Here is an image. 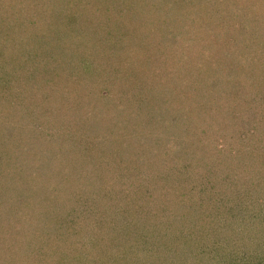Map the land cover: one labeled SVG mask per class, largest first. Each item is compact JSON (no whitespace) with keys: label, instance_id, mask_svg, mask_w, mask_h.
<instances>
[{"label":"rangeland","instance_id":"obj_1","mask_svg":"<svg viewBox=\"0 0 264 264\" xmlns=\"http://www.w3.org/2000/svg\"><path fill=\"white\" fill-rule=\"evenodd\" d=\"M146 1L127 6L123 0H0V193L11 191L17 181L31 182L34 191L42 192L44 178L39 173L33 179L41 164L54 167L47 179L53 184L86 181L76 184L79 194L66 208V220L89 222L88 230L72 238L83 264H176L164 261L160 248L177 233L179 216L174 209L178 208L166 202L168 189L157 181L175 178L179 169L185 173L174 180L180 179L182 192L194 193L196 199L213 193L217 203L230 206L242 187L253 198L264 197L259 154L264 146V43L259 45L264 42V0H210L203 8V0ZM231 2L239 10L235 20L246 21L241 34L249 39L244 45L249 60L235 70L228 62L220 65L226 43L209 41L211 33L223 28L203 29L215 18L210 6L222 11ZM6 11L15 13L6 17ZM61 12L75 15L77 22L69 25L64 17H56ZM225 14L221 13L223 22L229 20ZM9 35L17 50H9L2 41ZM26 35L30 39L18 42ZM232 82L237 84L231 86ZM72 140L79 144L74 151L79 156L66 146ZM87 148L99 159L83 170ZM57 168L61 180L53 173ZM115 179L139 180L142 185L123 195ZM100 181L109 183L104 188L97 184ZM206 181L213 183L212 189H206ZM143 188L153 198L147 209L156 219L141 236L131 238L136 228L131 221L142 216L133 203H147ZM84 189L87 198L79 197ZM137 191L139 200L133 197ZM1 196L0 204L8 206V198L4 201ZM256 203L251 207L258 213ZM13 212L5 213L13 216ZM204 218L203 232L211 223V217ZM102 220L106 230L100 239L90 231L99 234L94 224ZM109 225L114 228L109 230ZM167 227L173 233L168 234ZM119 228L122 236L114 233ZM261 229L255 223L246 229L236 225L217 230L216 243L210 245L226 243L227 248L208 260L197 257L195 264H264ZM52 233L43 247L55 256L59 236ZM185 260L183 264H190Z\"/></svg>","mask_w":264,"mask_h":264},{"label":"trees","instance_id":"obj_2","mask_svg":"<svg viewBox=\"0 0 264 264\" xmlns=\"http://www.w3.org/2000/svg\"><path fill=\"white\" fill-rule=\"evenodd\" d=\"M99 1L103 2L105 0H99ZM109 1H117V0H109ZM123 1H125L124 3L128 6V5H133L135 1H140L142 3L146 0H123ZM148 1L149 3H155L154 0H147L146 2ZM167 1L168 0H161L162 3H166V4H167ZM216 1L217 0H215L214 2ZM169 2L170 3L176 2V0H169ZM214 2L212 4H214ZM157 3H160V2L157 1ZM201 3H203V4H200V5H203L201 6V8H203V7L209 6L208 3H211V1L203 0ZM239 4L241 5V2H236V5H239ZM244 4H242V6ZM159 5H161V3ZM234 5L235 3L231 2L230 4H228V7L222 11L220 10V8L222 9V7L218 8L217 6L216 7L210 6L213 9L215 18L209 21V24H208L209 26L207 27V29L206 28H203V29L205 31L211 30L213 25L214 26L217 25V27L219 26L220 28H223L222 30L217 28L216 29L217 31L215 30L213 34L211 33L212 36L211 35L210 36L212 38H209V41H211L210 42L211 44L216 41L218 42L220 40L226 43V47L223 49V54H222L223 63L220 65H222V68H223L224 65L228 62L232 65L231 66L233 67L232 69L235 70V68L245 67V65L247 64V61L249 60V56L247 57L246 55L247 45L244 46L245 42H249V39L245 38L241 34V32L246 30V21H243L242 17H240V20H241L240 22L238 20H235L236 17L239 15V12H238L239 10L236 9ZM194 7L192 4V11H194ZM199 8L200 7H196V9H199ZM63 12H61L56 17H59V16H60L59 18L64 17L65 22L69 25H74L77 22V17H74L75 15L71 14V15L65 16ZM222 12L226 13L225 17L228 16L229 20H226V21L224 20V22L222 21L223 19L221 16ZM14 13L15 11H13L12 14L9 15L8 11H6L4 16L7 17L9 15L10 17H13ZM237 22H238V26L235 25ZM236 28L238 29L240 28L239 29L240 31L235 32ZM73 32L75 31H72V33ZM2 33L3 32L0 31L1 36H2ZM45 37L46 35L43 36L42 38L45 39ZM3 38L4 39H2V41L8 47V49L9 47H12V49L15 48L16 50L18 49L19 46L16 43V40L14 41V38H12V36L10 37L9 35V37H3ZM23 38L30 39V35L29 36L26 35L22 37V39L18 40V42L23 44V42H25ZM263 43L264 42H261L259 43V45L262 46ZM38 51H39V48H38ZM34 56L41 57L42 54L35 53ZM252 62H253V59H252ZM234 84H237V83H234ZM234 84L232 82L231 86L232 85L234 86ZM209 90H212V88ZM146 97L148 98L147 95ZM143 99H144L143 96L139 97L138 99L139 106H142L144 104L145 101ZM127 110H128V114L132 116L133 111L131 109H127ZM147 114L148 116H150L149 112ZM112 120L113 119H109L108 122L110 123L112 122ZM151 120L152 118L150 117V121ZM73 142L74 141L72 140L68 142V144L67 142L65 143L72 154H76V153L78 154V152H74V151L78 149L77 146L79 144L76 146L74 145ZM59 145H63V144L61 143ZM260 148H261V151L259 152V154L262 159L260 164L261 166H264V146ZM83 151L85 152V154L84 153L83 154H84L85 163H86V166H85L86 168L83 170H87L90 168V164H93L92 163L93 159L98 160L99 157L96 155L95 151H92L89 148ZM231 155L232 154H230V157H233ZM47 165L46 164L39 165L36 171V175L33 176V179H35L39 176V173H40L42 178H44L43 183L41 184L44 186L42 192H40L41 188L39 190L40 193L39 192L37 193V191H34V187L31 186L32 185L31 182L30 183L27 182L26 184L23 185L17 181L16 183H14L11 191L6 190L0 193V195H2L1 197L2 198L4 197V201L8 198V202H7L8 206L7 204H4V203L0 204V219H1L0 220L1 222L0 223V226H1V229H0V234H1L0 235V257L6 256L8 259L3 260V261L0 260V264H14V262L15 264L17 263L19 264H83L82 258H80L79 254L76 253L78 248L75 247L76 243L72 241V238L78 236L79 233L82 232V230L84 231L88 230L86 229L85 226H87L89 222L86 220H83L77 224V221L73 222V221L66 220V217L68 216L66 208L67 207L69 208V203L73 202V196L79 194L78 192L76 193L75 191L76 184L81 183V185H83V184H86L87 182L83 180H78L75 182L61 180L63 179L60 175L61 171H59V169L57 168V170L55 169L56 172L53 171V173L55 174V178L61 181H59L57 184H53L48 181L49 180L48 173L52 172L51 169L54 167L53 166L49 167V165L48 166ZM184 170L185 169H179L177 171L176 177H178V175L179 176L183 175L185 173ZM23 173L24 172H21L22 175H24ZM176 177L173 178V176L171 177L167 176L165 179H163V181H157V183L161 184L162 187L166 185L164 187V189H168L166 190L167 193L164 194L166 202L172 203V206L174 205L178 208V209H174V208L173 209L177 210L175 213L176 217L177 215L179 216L178 217L179 221L176 222L177 225H175L176 226L175 232H177L178 234L176 233L172 235L171 238L166 239L164 243L165 247L162 245V247L164 248H160L163 250L161 251L162 253L160 256L163 258L164 257L167 258L164 261H170L172 259L173 262L176 264H183V259H186V260L189 259L190 264H195L197 263L195 262V259L197 257L201 259L203 258L204 260L205 259L208 260L209 258H213L212 255H214L215 253H217L218 255L219 253L222 254L223 250L227 248L226 243L223 244V247L220 246L219 244L212 245V246L210 245L211 242L212 244L216 243L213 241V234L219 229H221V231H224L230 226H236V225H238V227H241L242 229L243 228L246 229L249 226H254L256 223L263 227L261 231L264 233V197L263 196L256 198L254 195V198H256L254 199L253 194L249 195L248 191L247 192L241 191L243 188L242 187L238 195L239 199H237L236 203L231 204L229 202L231 204L230 206H224V205H220L219 203H217L216 201L217 197L213 193L211 195H206L205 197L203 195H200L198 199H196L197 197L194 195V193L193 195L183 193L182 192L184 188L183 182L180 181V179L175 181L174 179H176ZM114 181H115L114 185L118 187L121 192H123L122 193L123 195H126L131 192V190H129L130 187H134L136 185L135 188L140 189L142 185V182H140L139 180H132V181L126 182L125 180L119 181L115 179ZM107 183L109 182L107 181L97 182V184L101 185V187H104V188H105V184ZM205 184H206V189H212V186H210L211 184L213 185L212 182L206 181ZM256 184H259V183H256ZM236 187L240 188L239 186H236ZM56 189L61 190L62 194L61 195L56 194ZM143 189L145 191L143 197H145V201L147 203H133L134 199H128L131 203H133L134 209L138 210L140 214L142 215L141 219L133 217V220L131 221V223H136L135 224L136 228L129 235L131 236V238H133L134 236H135L134 238L141 236L146 231V229L152 225V222L154 221L152 219H156L155 217L152 218L149 216V210H148L149 209L148 205L151 203L150 201L153 198H151V194L149 195V193L146 191L145 188ZM192 191L193 189L190 190V192ZM138 193L139 192L137 191L135 196H133L136 200H139L140 198ZM92 194L93 193H91V195ZM218 194H223V193L222 191H220ZM84 195H85V189L80 192L79 197H82ZM97 196L98 195L95 194L93 198H95L96 200V198H98ZM84 197L87 198L86 196ZM56 198L58 202L49 201V200H55ZM160 199H161L160 197L157 198V200H160ZM257 201L259 202L258 206L256 207V209L259 208L258 213L254 211L255 208H252L257 205L256 203ZM74 203H76V201ZM217 205H219V207ZM8 208L12 211L15 210V212H13V216L11 213L8 215L5 213L9 210ZM69 210L71 213L75 211L74 208L69 209ZM222 211L224 213H222ZM206 215H207V221H208V218L211 217V223H209L210 220L207 222L206 231L203 232L202 225H203V221L205 222L204 217ZM172 217H173V213H172ZM215 217H218L217 219L219 221L218 224L214 223ZM158 219L161 221L162 218L159 216ZM100 222H101L100 225H99V222L97 223V225L94 224L95 226L94 228L95 229L98 228L100 233L98 234L96 231H90V233L91 234L94 233V236L96 238L98 236V238L102 239L103 235L101 236V234L104 232V230H106V225H105L104 220ZM33 224H35L34 227H33ZM128 225H134V224H128ZM110 226L111 225H109L108 227L109 230L114 228V227L111 228ZM16 228L18 230H22V232H18ZM65 228H66V232L64 233ZM37 229L38 230L43 229V232L40 233ZM166 229H168L167 230L168 234L173 233L171 232L172 227L171 228L167 227ZM52 232H58V236H59V237H55V239L59 238V243L57 245L59 253L58 255L56 254L57 259L54 258L56 257V255L54 256L53 253H51L52 254L51 256L47 254L49 251L48 248H47V253H45L44 251L46 247H43V243L47 241L46 239L48 238V236L53 234ZM122 232H124L123 228H119V229H116V232L114 233L122 236L123 235ZM262 236L264 238V234ZM62 237H64V239H62ZM109 239L110 240L114 239V237L112 238L109 237ZM113 241L114 240H112V242ZM15 244H17L19 247L18 248L17 246L15 247L14 246ZM60 246H63V248ZM157 251L158 250H156V252ZM156 252H154V254L152 253L154 257L156 256L155 254ZM135 256L140 257V255L139 256L135 255ZM137 259H138L137 261L141 260V258H137Z\"/></svg>","mask_w":264,"mask_h":264}]
</instances>
